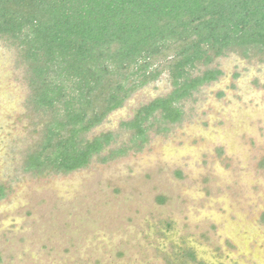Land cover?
<instances>
[{
  "label": "rangeland",
  "instance_id": "rangeland-1",
  "mask_svg": "<svg viewBox=\"0 0 264 264\" xmlns=\"http://www.w3.org/2000/svg\"><path fill=\"white\" fill-rule=\"evenodd\" d=\"M18 61L0 41V104L8 103L6 113L0 107V185L13 186L8 195L16 206L0 207V264H249L256 255L264 264V226L256 219L264 209V55L216 59L211 67L223 76L179 103L180 124L164 131L151 119L141 153L94 162L77 173L85 176L80 182L72 174H20L14 154L37 151L49 117L23 104L28 92ZM169 91L165 73L86 138L115 132ZM6 127L16 133L9 140ZM123 133L119 144L129 139ZM63 182L73 192L54 189ZM156 197L166 202L156 205Z\"/></svg>",
  "mask_w": 264,
  "mask_h": 264
},
{
  "label": "trees",
  "instance_id": "trees-1",
  "mask_svg": "<svg viewBox=\"0 0 264 264\" xmlns=\"http://www.w3.org/2000/svg\"><path fill=\"white\" fill-rule=\"evenodd\" d=\"M0 41L17 52L28 104L49 117L29 163L65 174L126 155L111 134L86 135L161 75L171 91L122 124L137 150L151 119L175 123L179 103L216 79V59L264 55V0H0Z\"/></svg>",
  "mask_w": 264,
  "mask_h": 264
},
{
  "label": "flooded vegetation",
  "instance_id": "flooded-vegetation-1",
  "mask_svg": "<svg viewBox=\"0 0 264 264\" xmlns=\"http://www.w3.org/2000/svg\"><path fill=\"white\" fill-rule=\"evenodd\" d=\"M219 59V58H218ZM214 63V62H213ZM212 63V64H213ZM264 63V62H263ZM212 64L211 65H209V68H211L212 70H218L219 72H220V74L216 77V79L215 80H213V81H211V82H208V83H206V84H204V85H202L201 87H199L197 90H195V91H193L192 92V94H191V96L190 97H188V98H186V99H184L183 101H185V100H188V99H190L192 96H193V94L195 93V92H197L199 89H201L202 87H205L206 85H209V84H212V83H216V81H218L219 80V78L221 77V76H223V71L222 70H220L219 68H215V67H211L212 66ZM1 74H0V85H2L4 82H3V74H2V72H0ZM152 84V83H151ZM150 84V85H151ZM27 87V86H26ZM146 87H148V86H146ZM146 87H144V88H146ZM143 88V89H144ZM142 90V89H141ZM141 90H139V91H137V92H140ZM27 92H28V89H27ZM170 92V91H169ZM168 92V93H169ZM29 93V92H28ZM28 93L26 94V96L24 97V102H23V104H28ZM167 93V94H168ZM166 95V94H165ZM163 96V95H162ZM159 97V96H158ZM6 99V98H5ZM1 101V100H0ZM7 104L8 103H2V104H0V107H1V110L3 111V110H5V113H6V111H7ZM30 106H32L31 104H29ZM28 105V108L30 109V111L31 112H35V110H34V108H33V106H32V109H31V107ZM143 105H145V104H143ZM143 105H141V106H143ZM141 106H139L138 107V109L141 107ZM27 107V106H26ZM123 106H121V108H122ZM11 108V107H10ZM27 109V108H26ZM120 109V108H119ZM137 109V110H138ZM118 110V109H117ZM180 112H181V115H180V118H179V120L178 121H176L175 123H173V124H166V127H163V129H161V130H164V131H168L170 128L168 127L169 125H175V124H180L181 122H182V120H183V116H184V113L181 111V109H180ZM113 113V112H112ZM3 114V113H2ZM12 115H13V113L11 114V111H9V112H7V119L9 120V124L11 125V126H13V128L15 129L16 127H18L17 126V124H14V123H16V122H18V121H16L15 119H13V118H11L12 117ZM109 116V115H108ZM108 116L105 118V120L108 118ZM11 120V121H10ZM104 120V121H105ZM104 121L101 123V124H103L104 123ZM127 122H121L119 125H118V129L114 132V131H105V132H100V133H98L97 135H94L93 137H91V138H88V139H93L94 137H97V136H100L102 133L103 134H106V133H109V134H111L112 136H114V139H115V141L118 143L119 142V138H120V136H123V135H125L124 133H123V131H125L124 130V128H123V126H122V124H126ZM100 124V125H101ZM99 125V126H100ZM98 127V126H97ZM13 128H12V130H10L9 131V127L7 128H5V130L6 131H3V133H4V137H6L8 140L9 139H11V134H12V132L14 133V135H16V133H15V131L13 130ZM96 128V127H95ZM125 132H127V131H125ZM127 134V133H126ZM14 138H15V136H13V141H14ZM149 142V140L147 141V143L140 149V150H137L136 148H133V146H131L129 143L127 144V142H125V143H120V145H124L125 147H127V148H123V149H128V151H126L127 153H126V155H123V156H120V157H117L116 159H114V160H112V161H103V157H104V155H105V153L103 152L102 154H101V156L100 157H97V156H94V157H92L91 158V160H90V162L86 165V166H84V167H82V168H80V169H78V170H75V171H71V172H69V173H65V174H62V173H53V172H50V171H48V170H44V169H40V168H38V167H33L30 163H29V156H30V154L31 153H33V152H30L29 150H27L26 152H23L22 154H20V156H19V152L18 153H15L14 155L15 156H18L19 157V166H20V170H19V172H20V174L22 175V176H25V175H27L28 174V176H30V177H33V178H35V179H37V178H42V177H44V176H69L70 174H72L71 175V177H73V179H77V181H81V179H84L85 180V176H83L82 175V173H80V174H77L78 172H82V171H84V169H86V168H88V166L89 165H91L92 163H96V164H98V165H100V166H104V165H106V164H109V163H111V162H114L115 160H117V159H122V158H125V157H127L129 154H136V153H141L145 148H146V146H147V144H149L148 143ZM12 144H14V142H12ZM119 144V143H118ZM15 145V147H17L18 145L17 144H14ZM13 146V145H12ZM108 148H110V147H108ZM2 155H7L6 153L5 154H2ZM51 174V175H50ZM80 176V178H79V176ZM86 179H88V180H86V183L87 182H91L90 181V179L91 178H86ZM82 182L83 183H85V181H83L82 180ZM64 183V185H58L57 187L58 188H54V189H59V191L60 190H62V191H68L69 193L70 192H73V189L72 188H69V187H66L67 186V184H66V182H63ZM4 184H1L0 185V207H5V208H7V205L8 204H12L13 205V207H14V209H16V206H15V200H14V197H12L11 198V196H9L8 195V192H9V189H11V191H12V193H13V190H14V188H13V186H10L9 188L8 187H5V186H3ZM80 185V184H79ZM73 187V186H72ZM47 188H49V187H46V189ZM51 189V188H50ZM75 189H77V187H75ZM53 190V189H52ZM58 196V195H57ZM84 196V195H83ZM65 198H66V195L64 196ZM82 196H79L78 198H81ZM10 199H12V200H14V202H12V200H10ZM57 199H58V197H57ZM71 201H74V199H71ZM155 202L157 203L156 205H162V204H164L165 202H166V200H165V198L164 197H156L155 198ZM8 209H10V208H8ZM81 210H83V211H85V209H81ZM80 210V211H81ZM4 212H5V210H4ZM1 215L2 214H5V213H0ZM79 215H82V214H80L79 213ZM258 221H259V223H260V225L261 226H264V209H262L260 212H259V216H258V218H256ZM163 224V223H162ZM165 231H166V229H168V226H166L165 228ZM161 232H164L162 229H161ZM257 233V232H256ZM255 233V234H256ZM28 250H26L25 252H27ZM237 252V250H233L232 252H231V255H232V253H236ZM32 253V256H35L34 255V252L32 251L31 252ZM188 253V252H187ZM259 255V254H258ZM253 257H257V255L256 256H251L250 257V259L248 258V261L250 262L249 264H257L255 261H253ZM258 258V257H257ZM59 261L60 260H57V261H54V262H57V264H61V263H59ZM0 262H1V255H0ZM62 262V261H61ZM232 262V261H231ZM63 263H65V262H63ZM62 263V264H63ZM69 263V262H68ZM67 263V264H68ZM222 263V262H221ZM233 263H236V262H233ZM51 264H55V263H51Z\"/></svg>",
  "mask_w": 264,
  "mask_h": 264
}]
</instances>
